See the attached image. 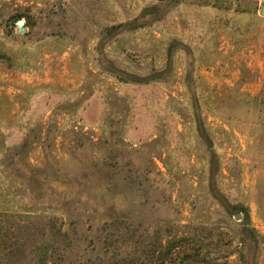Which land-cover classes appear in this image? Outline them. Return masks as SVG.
Instances as JSON below:
<instances>
[{
    "label": "rangeland",
    "instance_id": "1",
    "mask_svg": "<svg viewBox=\"0 0 264 264\" xmlns=\"http://www.w3.org/2000/svg\"><path fill=\"white\" fill-rule=\"evenodd\" d=\"M262 4L0 0V264H264Z\"/></svg>",
    "mask_w": 264,
    "mask_h": 264
},
{
    "label": "water",
    "instance_id": "2",
    "mask_svg": "<svg viewBox=\"0 0 264 264\" xmlns=\"http://www.w3.org/2000/svg\"><path fill=\"white\" fill-rule=\"evenodd\" d=\"M260 12L264 14V4L261 5ZM22 24H23V20L17 21V25L20 26V32H23ZM238 216H239V214H236V217H238Z\"/></svg>",
    "mask_w": 264,
    "mask_h": 264
}]
</instances>
